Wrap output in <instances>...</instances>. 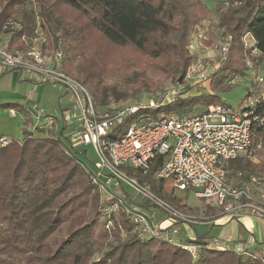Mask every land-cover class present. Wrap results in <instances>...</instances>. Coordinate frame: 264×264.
<instances>
[{"label":"trees","instance_id":"1","mask_svg":"<svg viewBox=\"0 0 264 264\" xmlns=\"http://www.w3.org/2000/svg\"><path fill=\"white\" fill-rule=\"evenodd\" d=\"M29 1L0 0V31ZM33 2L41 26H50L55 20L53 25L61 37L51 36L54 47L58 40L67 43L61 69L87 86L94 99L99 98L100 105L105 104L104 98L109 92L99 85L88 68H73L69 63L71 56H76L75 47L70 46L84 43L83 27L63 21L57 15V5L78 12L109 44L129 46L143 54L179 85H184L194 60L190 51L191 36L210 16L202 0ZM219 4L216 7L220 12L219 28L232 40L219 70L209 78L208 92L175 96L143 113L189 114L196 108L224 105L216 92L228 88L233 80L230 77L244 74L246 54L252 49L260 53L258 57L264 69V0H223ZM32 22L33 17L24 13L21 29L7 43L9 49L23 48L20 39L34 30ZM252 93L257 91L247 96ZM255 101L245 108L254 121L253 150L259 142L264 143V100ZM0 108L25 114L21 140H9L2 146L1 141L6 140L0 136V264H264V255L257 256L247 250L240 255L232 249L214 247L205 236L192 241L199 246L195 255L155 237H140L131 232V222L123 212L107 228L106 204L91 184L87 165L62 140L65 127L58 133L54 125L50 128L36 125L32 111L18 103L0 104ZM249 159L238 157L228 165L230 182L238 180L237 172H242L243 179L249 175L264 176V166L253 165ZM131 173L139 180L148 179L137 172ZM162 185L155 186L149 181L153 192L181 209L176 197L163 193ZM202 210L212 219L222 217L219 209L206 204Z\"/></svg>","mask_w":264,"mask_h":264},{"label":"built area","instance_id":"2","mask_svg":"<svg viewBox=\"0 0 264 264\" xmlns=\"http://www.w3.org/2000/svg\"><path fill=\"white\" fill-rule=\"evenodd\" d=\"M16 26L8 20L4 29L11 31ZM203 39L205 36L197 34L194 40L196 43ZM231 40V36L225 34L217 42L222 60ZM243 41L246 43V37ZM258 56L256 49L246 54L248 70L254 69L251 57ZM61 57L60 51L49 56L35 46L26 52L0 47V73L16 71L27 74L37 83L59 84L69 95L72 113L69 118L64 115L63 118L77 123L73 145L92 146L98 156L97 172L89 171L91 184L99 190L101 201L106 204L107 228L113 218L123 212L131 222L132 233L173 243L195 255L199 246L192 243L194 240L187 239L183 244L176 239L182 235L180 226L197 222V214L185 210L184 205L179 204L181 209H178L165 201L150 189L149 181L155 186L163 183V193L170 196H174L175 190L191 192L209 207L219 209L222 217L264 221V177L249 175L243 179L242 172H237L238 180L234 183L227 176V167L234 160L242 156L251 158L256 149L264 147V143L259 142L256 149H252L254 121L245 111L256 99L262 98L259 94L247 96L235 109L210 105L195 115L143 113L175 97L169 94L100 112L86 88L61 70ZM197 65L201 66L199 61ZM193 68L194 65L189 71L199 72ZM255 82L259 84L262 79L256 77ZM233 83L234 80L230 82ZM131 171L148 179L139 180ZM166 183L171 185L169 192ZM215 246L232 249L240 255L246 252L242 246Z\"/></svg>","mask_w":264,"mask_h":264},{"label":"rangeland","instance_id":"3","mask_svg":"<svg viewBox=\"0 0 264 264\" xmlns=\"http://www.w3.org/2000/svg\"><path fill=\"white\" fill-rule=\"evenodd\" d=\"M221 1L223 0H202L204 6L210 11L209 20L203 22L202 26L192 34V39L190 38V44H193L192 48H190L194 58L192 64V66L194 65L193 70H199V72H190L189 69L184 85H179L172 78L162 74L152 60L143 54L137 53L131 47H117L109 44L86 23V20L78 12L60 4L57 5V15L63 21L75 22L83 27L84 31V43L80 46H70L71 48L75 47L76 56H71L69 63L73 68L79 66L81 68H88L99 85L109 92L104 98L105 104L100 105L98 102L99 98L94 99L89 88L84 86L97 110L100 112L113 110L128 104L146 102L152 98L160 99V97L166 94L187 97L207 93L209 90V78L219 70L224 61L221 59V55L216 48L217 42L226 34L224 29L219 28L220 12L216 9ZM24 13H29L33 17L32 24L35 26L34 30L20 39L19 43L22 44V49H9L7 43L11 35L21 29V20ZM8 20L17 26L11 31L3 27V30L0 31V47L12 52H26L35 46L39 47L49 56H53L55 52L60 51L62 53L61 64L63 65L67 43L64 44L63 41L58 40L56 48L54 47L52 37H61L59 31L56 30V26L53 25L55 24V20L50 26L46 24L45 28L41 26V20L37 14L33 0H30L23 7L19 8L14 19ZM207 32L209 33L208 35ZM197 34L205 36L206 39L195 43L194 39L197 37ZM207 42H210V44L206 45L205 43ZM198 61L201 66L197 65ZM251 61L254 69L248 70L244 66L245 72L243 75L230 77V79L234 80V83L228 84L227 89L216 92V95L219 96L224 105L235 109L249 92L256 91L264 100V69L260 64L259 57H251ZM12 73H16L18 76V72L9 71L2 77L7 78ZM70 76L79 82L75 75L72 74ZM256 77L261 78L262 82L257 84L255 82ZM195 81L198 82L190 86ZM22 85L24 86L22 87ZM34 85L31 86L23 82L18 83L17 81L11 84L7 80H4L0 82V101L9 99L12 94L18 93L23 98L22 104L17 103L23 105L25 109L31 110L34 104H38L40 108L44 109L46 114L56 118L50 117L52 124H49L48 128L54 125L56 132L58 131L59 133L61 128L65 127L61 136L64 143L87 165L91 172L96 173L99 159L94 148L92 146L77 147L71 142L77 129V123L72 120L66 122L63 118V115L66 119L69 118L72 113L70 109L72 102L69 95L65 94L64 88L59 84L37 83ZM36 86H40V88L38 90L34 89L33 87ZM8 109L0 108V113L5 114ZM203 110L196 108L189 115L199 114ZM18 115L21 119L25 118V114ZM67 115L68 117H66ZM31 117L34 123L38 122L33 112H31ZM21 129L17 137L18 140L22 138ZM8 141H1V145L4 142L7 144ZM70 145L76 150L72 149ZM249 161L253 165L263 167L264 147L256 149ZM171 197H176L178 203L184 205L183 208L192 214H197L206 204L204 200L195 198L191 192H178L175 190L174 196ZM194 229L197 230V233H203L205 237L212 239L216 237L219 228L195 226ZM191 230L193 231V229ZM181 233L182 235L176 240L186 244L187 237L183 231Z\"/></svg>","mask_w":264,"mask_h":264},{"label":"crops","instance_id":"4","mask_svg":"<svg viewBox=\"0 0 264 264\" xmlns=\"http://www.w3.org/2000/svg\"><path fill=\"white\" fill-rule=\"evenodd\" d=\"M7 72L0 73V82L7 80L9 83L23 82L35 86L37 84L32 78L27 74H21L18 72L10 74L7 78L2 77ZM2 77V78H1ZM198 81L190 84H196ZM24 85H22L23 87ZM30 86V87H31ZM38 90L40 86L33 87ZM65 91V90H64ZM11 98L0 101V104L5 103H21L22 95L14 93L10 96ZM42 110V113L39 112ZM31 111L34 113L37 121L36 125H46L49 127L50 117L44 112L43 108H40L38 104H34ZM12 110H8L5 114L0 113V136L6 140H18L17 137L22 128L23 119ZM55 118V117H53ZM166 190L169 192L171 190L170 183L165 184ZM198 221L191 225H181V232L183 231L189 240H195L196 238L203 237V233H197L194 227H218V233L216 237L212 239L205 238L214 247L215 245L227 244L229 247L234 248L235 246H242L248 252L254 255H264V221H258L250 217H241L239 219H229L226 217H219L212 219V216L206 215L204 210H200L197 213ZM193 229V231L191 230Z\"/></svg>","mask_w":264,"mask_h":264}]
</instances>
